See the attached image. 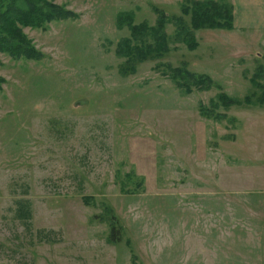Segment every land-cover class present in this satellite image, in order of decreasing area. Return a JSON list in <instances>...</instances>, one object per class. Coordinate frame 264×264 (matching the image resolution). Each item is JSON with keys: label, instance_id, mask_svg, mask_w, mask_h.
Instances as JSON below:
<instances>
[{"label": "rangeland", "instance_id": "obj_1", "mask_svg": "<svg viewBox=\"0 0 264 264\" xmlns=\"http://www.w3.org/2000/svg\"><path fill=\"white\" fill-rule=\"evenodd\" d=\"M51 1L77 16L23 28L41 57L0 54V264H264V29L193 30L190 50L183 0ZM153 7L168 50L123 72Z\"/></svg>", "mask_w": 264, "mask_h": 264}, {"label": "trees", "instance_id": "obj_2", "mask_svg": "<svg viewBox=\"0 0 264 264\" xmlns=\"http://www.w3.org/2000/svg\"><path fill=\"white\" fill-rule=\"evenodd\" d=\"M153 8L157 14L153 26L144 21L135 24L129 20L126 23L130 37L119 40L115 48V53L125 59L121 68L123 72H133L136 63L149 57L161 56L168 50L167 34L164 30L168 17L161 9ZM180 10L182 15L189 16V22L186 24L181 16L172 17L176 23V35L183 38L190 50L197 46L193 30L234 28L233 6L229 0H183ZM125 15L127 19L130 18L128 13ZM76 16L72 10L51 0H0V54L12 58L39 59L41 53L31 44L23 28L44 29L52 21L73 19ZM147 35L153 38L151 42L147 40ZM1 64L0 60V66ZM173 71L180 78L178 85L186 92H190L193 86L207 89L213 85L207 74L195 73L185 67H177ZM3 81L0 76V88ZM260 87H263V90L258 100L264 102V86L260 84ZM216 97L217 102L223 107L240 104L242 101L224 92L217 93ZM244 100L250 102L247 97ZM204 110L211 113L203 108ZM22 211L24 210H21L20 214ZM120 237L121 226L113 218L110 222V239L119 240Z\"/></svg>", "mask_w": 264, "mask_h": 264}, {"label": "crops", "instance_id": "obj_3", "mask_svg": "<svg viewBox=\"0 0 264 264\" xmlns=\"http://www.w3.org/2000/svg\"><path fill=\"white\" fill-rule=\"evenodd\" d=\"M233 6L234 28L264 29V0H229Z\"/></svg>", "mask_w": 264, "mask_h": 264}]
</instances>
